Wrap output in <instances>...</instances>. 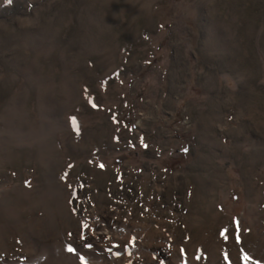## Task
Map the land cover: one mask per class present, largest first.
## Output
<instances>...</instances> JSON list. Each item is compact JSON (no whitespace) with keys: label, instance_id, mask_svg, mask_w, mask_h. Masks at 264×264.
<instances>
[{"label":"rangeland","instance_id":"obj_1","mask_svg":"<svg viewBox=\"0 0 264 264\" xmlns=\"http://www.w3.org/2000/svg\"><path fill=\"white\" fill-rule=\"evenodd\" d=\"M0 264H264V0H0Z\"/></svg>","mask_w":264,"mask_h":264},{"label":"snow or ice","instance_id":"obj_2","mask_svg":"<svg viewBox=\"0 0 264 264\" xmlns=\"http://www.w3.org/2000/svg\"><path fill=\"white\" fill-rule=\"evenodd\" d=\"M9 2H11V0H9ZM73 124L75 125V121H73ZM71 251V249H69Z\"/></svg>","mask_w":264,"mask_h":264}]
</instances>
